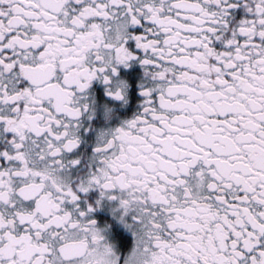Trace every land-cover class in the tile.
<instances>
[{
    "label": "snow or ice",
    "instance_id": "snow-or-ice-1",
    "mask_svg": "<svg viewBox=\"0 0 264 264\" xmlns=\"http://www.w3.org/2000/svg\"><path fill=\"white\" fill-rule=\"evenodd\" d=\"M0 264H264V0H0Z\"/></svg>",
    "mask_w": 264,
    "mask_h": 264
}]
</instances>
